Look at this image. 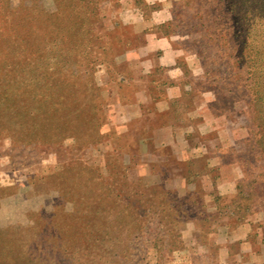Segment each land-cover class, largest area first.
Wrapping results in <instances>:
<instances>
[{
  "label": "rangeland",
  "instance_id": "rangeland-1",
  "mask_svg": "<svg viewBox=\"0 0 264 264\" xmlns=\"http://www.w3.org/2000/svg\"><path fill=\"white\" fill-rule=\"evenodd\" d=\"M0 264H264V0H0Z\"/></svg>",
  "mask_w": 264,
  "mask_h": 264
}]
</instances>
